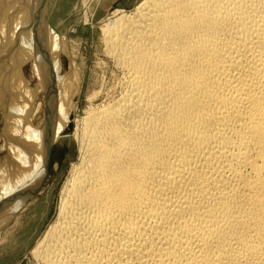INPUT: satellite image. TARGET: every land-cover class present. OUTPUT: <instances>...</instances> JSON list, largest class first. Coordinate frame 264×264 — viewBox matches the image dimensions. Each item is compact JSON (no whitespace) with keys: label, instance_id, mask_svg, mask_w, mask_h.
I'll return each mask as SVG.
<instances>
[{"label":"bare ground","instance_id":"obj_1","mask_svg":"<svg viewBox=\"0 0 264 264\" xmlns=\"http://www.w3.org/2000/svg\"><path fill=\"white\" fill-rule=\"evenodd\" d=\"M102 34L121 89L106 102L95 88L78 121L79 162L33 251L39 264H264V0H143ZM51 47L39 66L48 77L20 91L8 146L22 140L38 90L51 93L48 132L63 98L71 109L79 97L74 66L61 75ZM52 138L37 139L13 171L1 217L33 198Z\"/></svg>","mask_w":264,"mask_h":264},{"label":"rangeland","instance_id":"obj_2","mask_svg":"<svg viewBox=\"0 0 264 264\" xmlns=\"http://www.w3.org/2000/svg\"><path fill=\"white\" fill-rule=\"evenodd\" d=\"M142 1L0 0V178H2L0 192L6 189L5 185L14 175L13 171L17 165L22 163L23 158L28 157L26 151L33 143L38 142L37 139L42 135H45L46 139L49 132H53L52 140H54L49 164L45 152L38 160L34 173V178L39 179L36 182L37 185H34L37 187L35 190H27V192L33 191L31 194L33 198L30 201L26 200L23 205H18L19 207H17V203H13L9 206L10 209L7 208L6 214L3 215L4 218L0 216V264H39L33 251L57 219L63 190L70 178L72 168L79 162V142L74 135L78 121L85 116L95 88L97 90L102 88V101L110 100L113 98L111 95L118 94L121 89V74L117 75L113 72L114 67L111 65L112 63L109 64L110 62L102 50V28L117 14L132 13ZM44 6L46 8L42 10ZM40 13H43L42 16ZM41 17L46 18L44 23L47 26L48 34L50 35L51 31L55 30L54 33L64 40L66 50L61 44L59 51L61 55L58 57L62 59L56 62L63 69L61 75L65 76L72 63L74 73L76 72L77 79H80L81 92L71 109L66 103L69 102L68 98H63V113H61V109L60 112L55 113L56 118L60 115L57 124L59 128L48 132L49 115L45 118V114L47 106H49L48 97L51 93L48 95L43 88L41 91L38 90L37 100L29 104L30 107L28 105L29 109L27 110L29 113L31 112L29 117L32 116V118L28 120L25 131L21 135L22 140L17 143L16 136L8 146L4 139L11 140L13 126L16 124L15 110L19 104L17 100H21L20 91H25L28 94L29 90L33 87L35 89L41 84L39 83L41 79L48 77L45 70L43 68L41 70L39 67L42 64V58L46 55L42 46L52 44L51 52H54L55 56L59 53L57 52L59 50L57 42L53 41L51 36H47L48 34L41 32L43 26L37 27L36 25ZM17 30L22 33H18L20 35L17 36V41H13V35H16ZM30 30L34 37H26L28 32H31ZM37 39L35 46H39V48L37 47V51L41 52L39 55L31 48L32 44L30 43ZM58 44L60 43L58 42ZM36 70H41V74L34 72ZM115 87L117 90L113 89ZM75 96L76 94H74ZM27 97L29 98V96ZM99 101L101 102V99ZM39 103L41 104L39 105ZM37 106H40L39 109ZM55 123L56 121H54ZM20 143L23 145L21 153L17 155ZM40 161L46 163L42 165ZM31 166L25 167L20 173H33L30 170ZM29 195L30 192L21 200L30 198ZM2 202L4 201L1 200L0 204ZM5 204L7 203L4 202ZM18 208L20 211L17 212ZM5 219L7 220L5 221Z\"/></svg>","mask_w":264,"mask_h":264},{"label":"water","instance_id":"obj_3","mask_svg":"<svg viewBox=\"0 0 264 264\" xmlns=\"http://www.w3.org/2000/svg\"><path fill=\"white\" fill-rule=\"evenodd\" d=\"M45 8H46V6H44L43 10H45ZM45 19H46L45 17H43V18L41 17V19H38L37 24H36L37 27H39L41 25V23L45 21ZM52 141L53 140L51 139L49 143L47 142V155H48L47 162H48V164H49V156H50L51 149H52L53 143H54Z\"/></svg>","mask_w":264,"mask_h":264}]
</instances>
